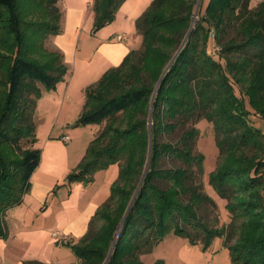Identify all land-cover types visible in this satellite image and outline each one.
Returning a JSON list of instances; mask_svg holds the SVG:
<instances>
[{"label": "trees", "instance_id": "1", "mask_svg": "<svg viewBox=\"0 0 264 264\" xmlns=\"http://www.w3.org/2000/svg\"><path fill=\"white\" fill-rule=\"evenodd\" d=\"M57 1L0 0V237L6 209L21 204L40 163L32 147L39 86L55 87L67 71L63 54L44 46L61 31ZM124 1L93 0V31ZM196 1L152 0L135 19L140 49L85 88L75 126L109 122L65 180L88 184L111 164L118 174L85 233L67 243L80 264H145L140 256L170 233L204 251L220 237L231 264H264V124L251 118L264 123V0H208L203 9L200 0L193 20ZM36 12L39 19H25ZM210 34L218 54L207 53ZM201 119L221 157L208 182L226 200L225 226L202 214L214 201L202 190L204 155L194 151ZM168 160L178 164L164 167Z\"/></svg>", "mask_w": 264, "mask_h": 264}, {"label": "rangeland", "instance_id": "2", "mask_svg": "<svg viewBox=\"0 0 264 264\" xmlns=\"http://www.w3.org/2000/svg\"><path fill=\"white\" fill-rule=\"evenodd\" d=\"M70 1L58 0L56 5L63 9L65 5H70ZM79 1L83 2L86 13L84 23L80 27L83 32L82 38L87 39V47L84 49L86 55L83 57L85 60L93 62V52L99 39H109L112 36L115 40L117 34H133L135 36L133 48L141 46V37L135 30V18L146 9L152 0H125L116 10L113 20L96 31H93V0ZM261 1L263 0H251V5L254 6ZM207 2L208 0H202V9ZM88 3L90 8L87 6ZM88 9H91L90 12ZM34 18L39 19V13L25 17L27 20ZM211 36L210 34L207 43V53L218 54L219 48L215 46ZM53 37L54 35L48 36L44 42L47 50L55 51L51 46ZM80 46L77 55L80 54ZM136 57L138 59V52H136ZM220 62L224 63V60L221 58ZM65 67L67 69L65 77L58 81L55 87L47 89L42 85L39 86L40 92L32 115L36 138L32 147L39 149L41 153L36 177L38 176L44 182L43 184H47L50 188L45 198L38 191L31 194L29 192L32 182L30 177V189L23 196L21 204L6 209L3 216L6 236L0 237V264H18L25 260L54 264H80L69 245L53 237L52 232H57L60 237L67 236L70 244L77 242L80 236L73 232V228L83 221L91 204L98 205L108 197L111 184L117 178L118 165L111 164L96 171L92 182L88 184L67 183L65 180V176L84 155L94 134L109 122L75 126L84 107V91L87 87L82 89L80 85L87 80L80 81L77 73H73L72 62ZM77 70H81V67ZM67 85H69L68 90ZM126 116L119 114L115 124L123 126L127 120ZM251 118L257 126H263V121L256 115ZM195 126L198 128L199 135L194 151L204 155L202 190L214 201V205H204L202 214L210 225L225 226L230 221V214L225 208L226 200L220 198L208 182L209 172L214 170L221 160L215 146L212 125L205 119H201ZM65 135L68 136L67 141L62 140ZM177 136L178 132L171 138L176 139ZM177 164L178 162L172 160L162 163L164 167ZM83 223L86 231L87 222ZM67 228H70L71 233L65 234ZM219 250L221 253L218 258L225 253L228 254L225 249H222V238L220 237L214 238L210 251L205 250V252L199 244L192 245L185 238L170 233L154 247L151 254H143L140 259L145 264H152L153 258L162 259L165 264H207L211 254Z\"/></svg>", "mask_w": 264, "mask_h": 264}, {"label": "crops", "instance_id": "3", "mask_svg": "<svg viewBox=\"0 0 264 264\" xmlns=\"http://www.w3.org/2000/svg\"><path fill=\"white\" fill-rule=\"evenodd\" d=\"M69 4L70 5H65L63 9L59 8L61 12L60 25H61V30L63 29V31H61L60 34L54 35V37L52 38L51 46L55 50H58L59 52L63 53V62L65 63V65H68L69 63L72 62L74 66L73 73L74 74L77 73V77H79L80 81L87 80L81 83L80 85L81 88L84 89V87L94 83L104 72H106L107 70L113 67L118 66L121 63L122 59L130 51L139 50L140 47L135 46L133 48V43L135 39V36L133 34L122 33L127 36V38L122 41H117L116 39L114 40V37L112 36L109 37V39H106V38L99 39V41L96 43V46L94 49L95 51L93 52L94 53L93 62H88V60H85L83 58L84 55H86V53H84V49H86L87 47L86 45L87 39L82 38L83 32H82V28L80 29V27L84 23V19L86 16L85 15L86 13L83 7V2L79 0H71ZM90 10L91 9H88V12H90ZM79 46H80V54L77 55ZM95 57H98V58L95 59ZM77 59H78V62H77ZM78 67L79 68L81 67V70H77ZM90 76L91 78H89ZM90 80H93V81H90ZM68 87L69 85H67V90H68ZM38 169L39 168L37 167L31 175L32 182H31V189L29 192L32 194L38 191L42 195V197L45 198L46 196L45 194L46 192L49 191L50 186H48L47 184H43L44 182H42L38 176L36 177L37 175L36 173ZM100 204L90 205L91 208L84 216L83 221L80 222L79 225L78 224L75 225V227L73 228V232L75 234L81 237L85 233L83 222L88 223L89 218L91 217V215L94 213V211L97 209V207ZM87 223H86V228H87ZM70 231H71L70 228L65 229V234L71 233ZM222 249H225V248L222 246ZM206 251H210V247ZM220 251L221 250L213 252L211 254V257L208 259L207 264H231L229 261V255L226 253L218 258V255L221 253ZM154 260H156V258H153L151 262H153ZM21 262L22 261H20L18 264H21Z\"/></svg>", "mask_w": 264, "mask_h": 264}, {"label": "water", "instance_id": "4", "mask_svg": "<svg viewBox=\"0 0 264 264\" xmlns=\"http://www.w3.org/2000/svg\"><path fill=\"white\" fill-rule=\"evenodd\" d=\"M199 4H200V0H197V1H196V5H195V10H194L193 20H194V18L196 17V14H197V11H198V8H199ZM192 25H193V21L191 22L190 28H189V30H188V32H187V35H188V33H189V31H190ZM187 35H186V37H187ZM184 41H185V39H184L183 42L181 43V45H180L179 49L177 50L176 54L174 55V57L178 54V52H179V51L181 50V48L183 47V45H184ZM173 59H174V58H173ZM173 59H172V60H173ZM172 60H171V61H172ZM170 63H171V62H170ZM170 63H169V64H170ZM167 68H168V66L166 67L165 70H167ZM165 70H164V72H165ZM164 72H163V73H164ZM163 73H162V75H163ZM162 75H161V76H162ZM161 76H160V77H161ZM148 159H149V152H148V156H147V160H146L145 168H144V171H143V175H144L145 170H146V168H147ZM143 175H142V178H143ZM134 195H135V194H134ZM133 197H134V196H133ZM131 203H132V200L129 202V205H128L126 211H125V214H124L123 218H124L125 215L127 214L128 209H129ZM107 258H108V257H107Z\"/></svg>", "mask_w": 264, "mask_h": 264}, {"label": "built area", "instance_id": "5", "mask_svg": "<svg viewBox=\"0 0 264 264\" xmlns=\"http://www.w3.org/2000/svg\"><path fill=\"white\" fill-rule=\"evenodd\" d=\"M87 6H88V8L91 7L89 3L87 4ZM126 38H127V36L124 34H119V35H116V37H115V39L117 41H122V40H125ZM62 140L67 141L68 136H66V135L63 136ZM52 236L55 237L57 240H61L64 244H67L69 242V238L67 236L60 237L57 232H52Z\"/></svg>", "mask_w": 264, "mask_h": 264}]
</instances>
